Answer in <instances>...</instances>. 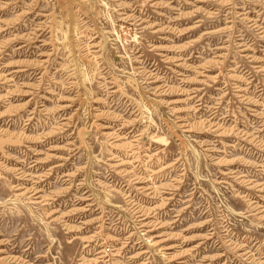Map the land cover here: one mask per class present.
I'll return each instance as SVG.
<instances>
[{"label":"rangeland","instance_id":"1","mask_svg":"<svg viewBox=\"0 0 264 264\" xmlns=\"http://www.w3.org/2000/svg\"><path fill=\"white\" fill-rule=\"evenodd\" d=\"M0 264H264V0H0Z\"/></svg>","mask_w":264,"mask_h":264},{"label":"bare ground","instance_id":"2","mask_svg":"<svg viewBox=\"0 0 264 264\" xmlns=\"http://www.w3.org/2000/svg\"><path fill=\"white\" fill-rule=\"evenodd\" d=\"M36 197V196H35Z\"/></svg>","mask_w":264,"mask_h":264}]
</instances>
